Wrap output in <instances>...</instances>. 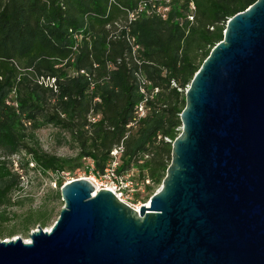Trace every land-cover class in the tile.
I'll list each match as a JSON object with an SVG mask.
<instances>
[{
    "label": "trees",
    "instance_id": "16d2710c",
    "mask_svg": "<svg viewBox=\"0 0 264 264\" xmlns=\"http://www.w3.org/2000/svg\"><path fill=\"white\" fill-rule=\"evenodd\" d=\"M152 1L163 2L0 0V231L28 172L58 176L92 161L100 176L122 146L119 175L149 179L150 197L162 184L188 86L228 21L257 0H171L166 19L130 20ZM145 99L149 111L138 120ZM46 128L76 157L46 152L38 138ZM50 216L30 215L27 230Z\"/></svg>",
    "mask_w": 264,
    "mask_h": 264
},
{
    "label": "water",
    "instance_id": "95a60500",
    "mask_svg": "<svg viewBox=\"0 0 264 264\" xmlns=\"http://www.w3.org/2000/svg\"><path fill=\"white\" fill-rule=\"evenodd\" d=\"M161 188L139 210L87 179L0 264H264V0L227 23L185 93Z\"/></svg>",
    "mask_w": 264,
    "mask_h": 264
},
{
    "label": "rangeland",
    "instance_id": "374dc122",
    "mask_svg": "<svg viewBox=\"0 0 264 264\" xmlns=\"http://www.w3.org/2000/svg\"><path fill=\"white\" fill-rule=\"evenodd\" d=\"M56 132L57 130L54 128H46L38 132V138L42 148L46 152L60 157H76L77 150L69 145L61 143ZM91 169L92 166L90 162L87 161L81 168H76L74 171L67 170L58 176L53 174L36 176L33 172H28V174L25 175L26 177L24 176V180H21L20 188L14 189L12 192V206L7 209L10 222L6 223L0 231V241L17 238L29 240L30 234L37 230L38 227L42 226H45L43 227L44 229L50 230L64 207V202L61 197V188L64 184L73 180L86 178L88 180L96 179L98 182L96 185L100 187L99 183H101L102 180L99 175L91 172ZM56 182H61L62 187L60 188L59 185H56ZM136 182H139V180ZM161 186L162 184L154 185V194ZM147 191L148 190H146L145 193H136L130 196L128 201L134 206H137L135 208L149 203L151 197ZM45 211L51 213L50 218L37 222L27 230L25 224L29 216Z\"/></svg>",
    "mask_w": 264,
    "mask_h": 264
},
{
    "label": "built area",
    "instance_id": "2783aa9c",
    "mask_svg": "<svg viewBox=\"0 0 264 264\" xmlns=\"http://www.w3.org/2000/svg\"><path fill=\"white\" fill-rule=\"evenodd\" d=\"M170 2L171 0H163V2H160V3L156 1H152L150 5L142 4L140 5L137 11L130 14V20L131 21L136 20L143 13H145L147 16L156 15V16L161 17L162 19H166L167 13L170 9V6H169ZM194 11H195V6L193 3H191L190 4V15H189L190 21L194 20V16H193ZM144 84L145 82L143 81L142 85ZM141 92L145 93L143 87H141ZM146 102L147 100L145 99L136 107L135 109L136 119L139 120L140 118L145 117L146 114L148 113L149 108ZM122 152H123V147L120 146L119 148L114 149L113 152L111 153L114 160L109 165H107V168L105 169L104 173L100 175V179L102 181L101 183H99L100 185L99 189L111 190L121 201L135 208L137 206H134L128 201L129 197L133 196L136 193H145L147 190V186H151L152 183L149 179H147L144 182L139 181L141 183L136 182L137 181L136 175L133 172L127 175L118 174L117 168L119 167V156ZM90 164L92 166L91 172H93L95 170L94 163L90 161ZM14 167L17 172H21L17 161H14ZM24 178L25 177L23 176L22 180H24ZM89 181L91 182L94 181L95 183H98L96 179H92ZM68 183H71V182H68ZM144 205H147V204H144Z\"/></svg>",
    "mask_w": 264,
    "mask_h": 264
},
{
    "label": "bare ground",
    "instance_id": "6f19581e",
    "mask_svg": "<svg viewBox=\"0 0 264 264\" xmlns=\"http://www.w3.org/2000/svg\"><path fill=\"white\" fill-rule=\"evenodd\" d=\"M84 179H86V178H84ZM88 180V179H87ZM93 182V184H94V186L96 187V189H99L100 187L98 186V185H96V183L94 182V181H92ZM149 205V203H147V206ZM135 209H137V210H139V208H135ZM27 243H29L30 241L29 240H25Z\"/></svg>",
    "mask_w": 264,
    "mask_h": 264
}]
</instances>
